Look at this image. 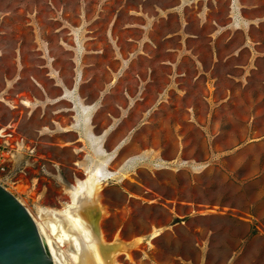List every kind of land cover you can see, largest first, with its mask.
<instances>
[{
	"label": "rangeland",
	"instance_id": "374dc122",
	"mask_svg": "<svg viewBox=\"0 0 264 264\" xmlns=\"http://www.w3.org/2000/svg\"><path fill=\"white\" fill-rule=\"evenodd\" d=\"M142 2L0 0V129L16 127L38 152L30 191L16 196L38 218L41 209H64L76 185L101 170L105 238H144L120 264H264V24L255 28L257 52H237L245 36L226 33L216 66L206 26L205 70L189 60L179 73L137 74L146 62L130 56L113 80L98 81L109 72L103 48L131 45L122 39L134 32L127 25ZM156 3L170 0L145 2L150 10ZM211 6L226 24L227 3ZM190 19L198 31L196 12ZM165 27L178 29V21ZM67 89L98 112L122 105L120 145L112 128L102 135L105 147L65 141L64 132L79 127L76 108L87 107L66 100ZM102 118L113 120L99 113L98 135Z\"/></svg>",
	"mask_w": 264,
	"mask_h": 264
},
{
	"label": "crops",
	"instance_id": "0c3cea01",
	"mask_svg": "<svg viewBox=\"0 0 264 264\" xmlns=\"http://www.w3.org/2000/svg\"><path fill=\"white\" fill-rule=\"evenodd\" d=\"M147 1L143 0L140 8L136 9L139 16H135L131 24L127 25L128 30H134V32H126L124 34L125 38L121 36L124 38L122 41L124 40V42L131 45L120 46L116 52L114 50L109 52L106 48H103L104 53L107 54V59L100 61H103L102 65L108 68L109 72H101L98 81L107 82V80H113L112 76L118 74L121 68L129 66L130 56H134L137 61L146 62L142 65L143 68L137 67L136 71H133L137 74H143L147 70L150 74L156 69L165 67L176 68L179 73L181 68L187 66L186 62L189 60H193L194 65L200 71L201 68H205V65L203 62L204 48L200 46L199 40L206 26H212V31L207 34V37L209 38L208 46L214 59L213 66H216L219 62V42L226 33H230L229 40L237 33H242L245 36L243 46L236 49L240 53L249 48L257 52L256 47L263 45L261 40L254 38V34L255 28H259L260 25L264 24V0H170L169 4L156 3L152 10L146 7L145 2ZM223 1L227 3L226 24L218 22L213 16L215 8L211 6V2L218 5V2ZM191 11L196 12V20L199 23L198 31L192 28ZM172 19L178 21V29L171 30L165 27L167 22H170ZM99 50L100 48L97 47L95 51L98 52ZM136 66L139 65L137 64ZM184 74L185 72L181 76L183 77ZM77 80H80V76ZM66 93L69 95L66 100L70 101L75 108L76 105L73 98L87 107L83 110L76 108L74 114L79 118V127L75 126L78 130L72 129L71 131L64 132L66 133L65 141L73 143L84 141L85 145L102 144L104 146L105 139L102 135L106 131L109 134V130L112 128L114 131L119 132L114 136L118 141V143H115V146L120 145L124 139L123 133L126 129L118 121L122 105L119 108H107L106 112L103 108L102 112H98L95 108H92V105L95 103H86L81 94H73L68 89ZM99 113L103 117L111 116L113 119L102 118L103 121L107 122L100 132L101 135H98L97 128L94 126L95 119L98 118ZM116 115L118 116L116 117ZM116 120L118 124H114ZM131 159L133 160L129 163L135 161L133 157ZM139 238L144 240L143 237Z\"/></svg>",
	"mask_w": 264,
	"mask_h": 264
},
{
	"label": "bare ground",
	"instance_id": "6f19581e",
	"mask_svg": "<svg viewBox=\"0 0 264 264\" xmlns=\"http://www.w3.org/2000/svg\"><path fill=\"white\" fill-rule=\"evenodd\" d=\"M103 174L95 170L72 191V201L62 210H42L38 218L33 215L39 234L54 264H120V257L132 259L142 238L125 241L120 236L110 243L105 238L100 218L108 216L103 198ZM20 194L29 192L27 187L17 189ZM85 211L96 217L90 223ZM156 231L154 237L159 236Z\"/></svg>",
	"mask_w": 264,
	"mask_h": 264
},
{
	"label": "water",
	"instance_id": "95a60500",
	"mask_svg": "<svg viewBox=\"0 0 264 264\" xmlns=\"http://www.w3.org/2000/svg\"><path fill=\"white\" fill-rule=\"evenodd\" d=\"M0 264H54L29 211L1 185Z\"/></svg>",
	"mask_w": 264,
	"mask_h": 264
},
{
	"label": "built area",
	"instance_id": "2783aa9c",
	"mask_svg": "<svg viewBox=\"0 0 264 264\" xmlns=\"http://www.w3.org/2000/svg\"><path fill=\"white\" fill-rule=\"evenodd\" d=\"M37 156V146L34 141L19 133L12 125L1 128L0 185L17 198L16 195L20 193L16 189L20 186H28L30 169L34 167ZM28 190L30 191L29 188Z\"/></svg>",
	"mask_w": 264,
	"mask_h": 264
}]
</instances>
